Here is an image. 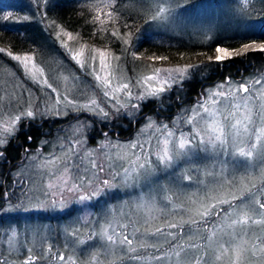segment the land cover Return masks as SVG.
I'll return each mask as SVG.
<instances>
[{"label":"rangeland","instance_id":"374dc122","mask_svg":"<svg viewBox=\"0 0 264 264\" xmlns=\"http://www.w3.org/2000/svg\"><path fill=\"white\" fill-rule=\"evenodd\" d=\"M81 1L92 11V17L99 12V21L107 22L111 19L107 13L112 12L111 6L114 0ZM140 3L148 4V0H140ZM169 3L173 9L175 23L160 24L150 19L144 34L150 36L152 42L172 46L187 41L206 43L217 35L227 38L233 36L234 38L231 37V39L241 41L238 30L244 24L240 16L249 6V3L245 4L244 0H231L232 5L230 2H221L216 6L205 4L189 6L195 8L193 10L181 8L184 0H169ZM152 9L155 10L154 5ZM59 42L61 43L58 39V44ZM65 43L62 42V46ZM241 45L242 43L236 48ZM3 49L5 50L2 52L4 63L0 65V117H2L0 118V146L17 132L22 122L42 119L40 115H35L34 118H22L19 122H13L11 117L16 115L23 117L22 109L32 110L34 114L38 111H49L51 114L44 117L56 119L58 121L55 124L56 127L63 126L58 128L59 130L53 135L43 137L38 142L36 151L27 156L22 164L11 173L13 185L9 188L3 209L0 210V256L2 257L0 264H24L29 256L34 257V264H73V261L75 264H86L90 261V254L93 252L97 253L96 264H158L157 261L151 259L154 249L142 248L140 245L141 238L149 242L153 239L150 235H145L146 231L149 233L154 231L157 226L163 225L165 220L183 223V220L195 216L197 210L203 211V204L215 203L214 200L206 199V195L219 194L227 197L229 192L240 191L247 184L246 180L240 181V175L244 171L241 158L230 157L227 153L220 156L195 153L186 158L177 159L172 167L155 172L134 187L116 190L115 196L109 192L107 195L86 201L82 205H73L79 210L69 216H65L63 212L24 211L23 205L33 209L43 199L44 190L49 183L54 186L59 185L64 179H69L70 173L78 170L81 174L87 173L94 179L92 161H95L97 166L104 165L105 171L101 173V176H104L110 169L113 171L120 169L122 163L127 166V162L135 160L137 156L143 159L150 152L161 153L168 130L175 131L178 135L181 129L188 133L192 128V125L184 123L181 117L192 116L190 110L198 102L203 101L205 106L213 111L220 107L219 104L214 103V100H222V98L209 97L206 90L223 91L237 102L245 103L243 98L248 96V93L240 91L239 86L246 85L252 93L248 101L253 105L251 114L260 124L261 120L256 116V107L264 105V88L261 87L264 85V66L254 67L250 73L241 78L230 77V81L225 84L224 88L219 89L218 85L228 77L223 76L221 81L206 87L191 104H181L173 116L156 118L153 113L137 120L140 107L133 108L134 104L141 105L150 100L161 102L160 98L149 97L144 101L137 98L138 95L159 86L156 81L145 82V78L153 75L157 68H176L188 65H158L153 70L148 69V72L147 70L144 73L135 71L132 80L124 75L122 67H118L117 61L112 59L107 49L88 44L74 46L70 55L65 54L67 58L56 56L54 59L56 61H50V56L47 54L41 59L42 63H46L44 67L31 54L12 53L21 57L30 55L32 60L28 64V69L20 61L13 60L7 55L10 50ZM93 49L98 51L94 52ZM99 51L108 53L105 58V69L99 67ZM213 54L214 49L211 55ZM93 56L95 60L92 59ZM77 60L82 62L83 67L76 62ZM93 69L96 70L95 74L102 77L101 81H97L95 75L90 74ZM190 71L193 74L195 69H190ZM105 77L111 81L110 91L115 94V100L103 96ZM188 81H190V76L182 84L174 85L171 90L166 89L165 93L161 94L162 101L171 92L181 89ZM123 83H130L131 96L128 95V90L122 88ZM93 99L97 101L96 105L91 104ZM67 100H73L75 107L69 105ZM121 105L123 107H120ZM100 107L109 112L107 119L102 118V115L94 114ZM57 111L59 115L55 114ZM200 111L203 114L202 110ZM224 114L227 112L225 111ZM85 115L90 116L91 122L93 120L103 124L121 116L128 117L129 120L134 119L135 121L133 131L126 140L111 136H109L110 139H105L103 134L100 135L93 130L91 122L85 120ZM244 117L245 111L241 109L237 118L244 119ZM72 118L73 120L69 121ZM220 119L223 120V116H220ZM198 120L200 116L193 117L194 123ZM149 121L151 124L148 123ZM165 124L168 126L167 130L162 128ZM6 128L16 129V131L9 133L5 131ZM89 137L92 140H89ZM134 143L137 145L136 148H132ZM141 144L144 145L143 151L139 147ZM169 146H171V140ZM239 147L248 150L249 145L243 143ZM121 157L125 159L121 160ZM151 158L155 159V157ZM251 163L256 165L251 175V178L255 179L257 175L264 173V157H261L259 147L254 152ZM65 166L69 172L63 171ZM205 168L215 175L218 183H210L214 176L208 175ZM221 168L229 180H224L219 175ZM233 174L237 178L235 185L229 182ZM186 176H190L191 179L183 178ZM161 186L170 188L175 193L171 203H168L162 195H157L156 190ZM257 186L259 187V182ZM65 195L71 198L70 194L65 193ZM260 198L264 200V197ZM236 202L239 203V201ZM141 203L143 207L140 206ZM106 215L114 218L117 231H120L119 226L125 223L128 224L129 232H132L133 224L140 228V231L135 233L138 239L134 240L133 246L139 249L143 257L141 260H130L128 255L121 252L117 246L107 249L101 247L100 239L93 234L99 230L100 225L104 224ZM3 217L9 220H3L6 224H1ZM81 218L87 220L88 223H82ZM230 223V220L227 222L218 220L217 224L224 229V232L210 240H205V237L210 235L209 232L203 229L197 231L194 226L195 234L185 238L181 243H184L186 247L193 243L203 246L200 251L206 259L211 257L210 264H233L234 251L232 249L223 251L220 247L225 239L233 240L232 236H226L224 233L239 231L238 228L235 230L228 228L227 224ZM184 231H188L187 224H184ZM248 231L250 235L264 234L255 225L251 226ZM90 236L93 238L90 239ZM252 239H255V235H252ZM233 243L249 247L247 238L240 240L236 237ZM168 247L167 243H163L161 252L167 251ZM60 255L65 257L64 261L58 259ZM248 256L249 261L245 264H264V253L252 256L249 252Z\"/></svg>","mask_w":264,"mask_h":264},{"label":"snow or ice","instance_id":"6c2138e0","mask_svg":"<svg viewBox=\"0 0 264 264\" xmlns=\"http://www.w3.org/2000/svg\"><path fill=\"white\" fill-rule=\"evenodd\" d=\"M35 2L39 4L40 0H35ZM85 2H87V0H85ZM45 3H47V0H45ZM244 3H250V0H244ZM153 5L155 6L154 12L152 9ZM146 10L152 12L151 19L155 22L160 24L175 23L173 9L169 0H148ZM114 11L118 13L119 9H114ZM107 15L114 20L118 19V15L114 16L113 12H108ZM99 16L100 13L97 12L96 16L87 22L95 24ZM0 19L7 20L9 16L3 15L0 16ZM101 23H103V21H101ZM125 27H128V25H125ZM66 35L69 40L72 39L71 33H66ZM112 35L117 36L124 44L130 43V40L120 36L118 30L112 32ZM208 39L211 38L208 37ZM4 51L3 48H0V52ZM93 51L96 52L98 50L93 49ZM253 51L264 53V42H245L236 49L216 46L214 48V54L207 56L208 66L211 70H215V68H219L225 62ZM7 55L13 60L20 61L26 69H28V64L32 60L30 55L21 57L19 55H13L11 51L7 52ZM107 56L108 53L105 51H99L100 69H105V58ZM133 56L135 59L140 58L136 53H133ZM73 59H75V57H73ZM92 59L95 60V57L93 56ZM116 59H119V57H116ZM149 59L166 60L167 57H149ZM76 62L83 67L80 60ZM199 67V65H188L176 68H157L154 70L153 75H149L145 78V82L156 81L159 86L138 95L137 98L141 101L148 100L149 97L160 98L162 102L163 97L161 94L165 93L166 89L171 90L174 85L182 84L183 81L192 74L190 69ZM29 71L31 70L29 69ZM95 72L96 70L93 69V72L90 74H94L95 79L101 81L102 77L99 74H95ZM229 81L230 77H226L225 81L218 85V88L223 89L225 84ZM257 83H259V81H257ZM230 86L231 85H229V87ZM111 87V81L105 77L103 79V96L115 100L116 96L110 91ZM261 87L264 88V85H261ZM122 88L128 90V95L131 96L130 83H123ZM53 90L55 91V89ZM239 90L243 93H248V96L243 98L245 103L237 102L223 91L206 90L209 97L218 96L222 98V100H214V103L219 104L220 107L213 111L206 107L203 101L198 102L190 110L192 116L181 117L184 123L192 125V128L189 129L188 133H185L181 129L178 135L175 131L168 130L163 142L162 154L153 151L145 155L143 159L137 156L135 160H129L127 166L122 163L120 169L115 171L110 169L104 176H101V173L105 171L104 165L101 164L97 166L96 162L92 161L91 167L94 170V179L92 176H88L87 173L81 174L78 170L70 173L69 179H64L59 185L54 186L52 183H49L44 190L43 199L40 200L33 209H30L27 205H23L24 211L63 212L65 216H69L73 212L79 210L73 207V205H82L86 201H91L101 195H107L109 192H112L115 196L116 190L136 186L141 180L147 179L155 172L172 167L179 158H186L195 153H204L206 156H220L227 153L228 156L238 157L243 161L242 167L244 171L240 175V181H247L244 188L240 191L229 192L227 197L219 194L206 195V199L214 200L215 203L203 204V211L197 210L196 215L190 216L187 220H183L182 218L183 223L174 220H165L164 224L157 226L154 231L150 233L146 231L145 235H150L153 239L149 242L141 238L140 245L142 248L151 247L154 249L151 254V259L157 261L158 264H185V262H187V264H210L211 257L206 259L203 252L200 251L203 246L193 243L186 247L181 241L195 234L194 226L197 231L203 229L210 233L209 236L205 237V240L218 237V234L224 232V229L217 224V221L227 222L230 220L231 223L227 224V227L233 230L238 228L239 231L226 232L224 234L226 236H232L233 240H235L236 237H239L240 240L247 238L249 247H244L240 243L234 244L233 240L227 239L224 240V243L220 245V247L223 251H227L228 249L234 251L233 264H245L246 261H249V252H251L252 256H256L257 253H264V234L253 233L252 235H255V239L253 240L252 235H250L248 231L251 226L255 225L261 230V233H264V200L260 198L264 197V173L257 175L255 179L251 178L252 170L256 167V165L251 163V160L258 147L261 157H264V105L256 107V116L261 120V123L258 124L257 120L254 119L251 114L253 105L248 102L252 93L249 92V88L244 84L239 86ZM57 103L59 104V100H57ZM67 103L75 107L73 100H67ZM96 103L97 101L95 99L91 100L92 105H96ZM120 107H123V105ZM139 107H141V105H133V108ZM241 109L245 111L244 119L237 118ZM200 110H202L203 114H201ZM225 111L227 114H224ZM22 112L23 117L20 115L11 117L13 122H19L22 118H34L35 115H40L43 118L51 114L49 111H38L34 114L32 110L24 111L23 109ZM55 114L59 115V112L57 111ZM94 114L98 116L102 115L104 119L109 117V112L105 111L103 107L98 108ZM195 116H200V120L194 123L193 117ZM220 116H223V120L220 119ZM148 123L151 124V121ZM198 125H200V127H198ZM162 128L167 130L168 126L165 124L162 125ZM5 131L11 133L16 131V129L6 128ZM103 136L105 139H110L107 132H104ZM173 137H175V139H171ZM253 137L255 138L254 140ZM31 139L32 138L29 136L28 140L30 141ZM170 140L171 146H169ZM243 143L249 145L248 150L239 147V145ZM136 147L137 145L135 143L132 144V148ZM139 147L143 151L144 145L141 144ZM6 152L7 148L0 146V159L5 157ZM151 157H155V159ZM124 159V157H121V160ZM63 171L69 172L67 166H65ZM205 172L208 175L214 176L213 180L210 181L211 184L218 183L212 172H209L207 168H205ZM219 175L222 176L224 180H229V177L224 175L222 168ZM183 178L191 179L190 176ZM236 180L237 178L235 174H233L229 182L235 185ZM258 182L259 187L257 186ZM156 191L157 195H162L168 203H171L172 196L175 195L170 188H165L164 186H161ZM65 193L70 194L71 198H68ZM149 199L151 200L152 197L150 196ZM236 201H239V203ZM224 205H227V207H224ZM140 206L143 207V203H141ZM81 222L84 224L88 223V221L83 218H81ZM145 223H147V221H145ZM115 224L114 218L106 215L104 224L100 225L99 230L93 234L100 239L101 247L107 249L117 246L120 248L121 252L128 255L130 260H141L143 257L139 253V249L133 246L134 240L138 239L135 233L139 232L140 228L133 224V230L129 232L128 224L125 223L121 224L119 226L121 230L117 231ZM184 224L188 225L187 232L184 231ZM173 229L176 231H172ZM73 231H75L74 228ZM91 238L93 237L90 236V239ZM163 243H167L169 246L168 250L165 252H161ZM223 251L221 253L222 255ZM169 252H171V255H169ZM58 259L64 261L65 257L60 255ZM96 260L97 253L93 252L90 254V261L86 262V264H96ZM24 264H34V257L29 256L27 260L24 261ZM73 264H75L74 261Z\"/></svg>","mask_w":264,"mask_h":264},{"label":"trees","instance_id":"16d2710c","mask_svg":"<svg viewBox=\"0 0 264 264\" xmlns=\"http://www.w3.org/2000/svg\"><path fill=\"white\" fill-rule=\"evenodd\" d=\"M221 2H230L232 5L231 0H184L181 8L193 10L195 8L189 6L194 7L198 4L216 6ZM146 6L147 4H141L140 0H114L111 10L114 16L118 15V19L110 17L109 21L103 23L97 19L93 24L87 22L94 18L93 13L81 0H47V3L40 0L39 4L35 0H0V16H9L7 20L0 19V47L14 54H31L43 66L46 63H42L41 59L47 54L50 61H56L54 60L56 56L67 58L65 54L70 55L74 46L88 44L107 49L112 59L117 61L118 67H122L124 75L132 80L135 71L148 72V69L153 70L158 65L200 66L190 75V81L186 85L171 92L164 101L143 102L137 120L153 113L156 118L173 116L181 104H191L206 87L221 81L223 76L241 78L254 67L264 66V53L257 51L231 59L215 70L209 68L207 61V56L211 55L216 46L236 48L240 43L264 42V0H250L246 11L244 10L240 16L244 24L242 28L237 29L241 41L233 40V36L227 38L217 35L206 43L187 41L175 46L154 43L150 36L144 34L152 16V12L149 13ZM117 8L118 13L114 11ZM117 30L120 36L130 40V43L124 44L117 36H113L112 32ZM66 33L72 34L71 40ZM58 39L61 41L59 44ZM62 42H66L64 46ZM133 53L138 54L140 58L135 59ZM160 56L167 59L153 61L149 59ZM3 63V54L0 52V65ZM71 120L73 118L69 121ZM85 120L91 122L90 116L85 115ZM134 122V119L129 120L128 117L121 116L111 119L106 124L93 120L91 124L93 130L100 135L107 132L111 137L126 140L133 131ZM56 123L58 121L51 117L22 122L17 132L2 145L7 148V152L5 157L0 159V210L3 209L9 188L13 185L11 173L27 156L36 151L37 144L43 137L53 135L63 126L56 127ZM29 136L32 138L30 141ZM89 140L92 138L89 137ZM5 219L7 218H2L1 224L9 221Z\"/></svg>","mask_w":264,"mask_h":264}]
</instances>
